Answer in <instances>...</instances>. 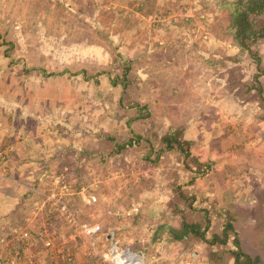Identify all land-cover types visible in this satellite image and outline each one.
Listing matches in <instances>:
<instances>
[{
    "label": "rangeland",
    "instance_id": "obj_1",
    "mask_svg": "<svg viewBox=\"0 0 264 264\" xmlns=\"http://www.w3.org/2000/svg\"><path fill=\"white\" fill-rule=\"evenodd\" d=\"M225 4L0 0V260L216 264L173 235L201 207L209 235L229 220L264 253V40L260 72ZM170 127L202 175L149 152Z\"/></svg>",
    "mask_w": 264,
    "mask_h": 264
},
{
    "label": "trees",
    "instance_id": "obj_2",
    "mask_svg": "<svg viewBox=\"0 0 264 264\" xmlns=\"http://www.w3.org/2000/svg\"><path fill=\"white\" fill-rule=\"evenodd\" d=\"M225 3L229 15L227 29L233 44L238 47L241 53L247 52L251 57H254L257 62V69L262 72L259 56L253 52V46L257 42L264 40V0H225ZM81 72L83 71H77L78 74ZM60 74V72L56 73V75ZM257 91L260 99L264 101L260 84L257 87ZM129 105H136L135 108H138L139 103L130 102ZM182 132L183 129L181 128L170 127L167 132L161 136L160 141L154 143L150 136H145L144 140H147L148 143L150 142L149 152L152 154L160 155L167 150H174L175 152L180 153L186 162L191 155L190 147L192 141L186 140L184 136H182ZM151 143L154 144L152 145ZM185 165L193 171V178L204 173L205 164L202 162L195 161L196 166L193 168L187 162ZM29 193H31V191H27L24 196H27ZM199 210L204 211L203 219L205 220V224L202 225L194 219H187L181 224L180 228L173 229V235L176 238L181 239L187 236L189 239H202V241L210 243L213 246L211 258L216 264L221 262L227 264L230 261L232 264H263V261L259 256H252L243 250L240 242V234L237 230L238 227H235L233 223L229 222V220L225 223L220 233L216 232L209 235L207 233L210 221V218L207 216L209 212L206 208L202 207L199 208ZM229 214L230 212L227 210V215L229 216ZM229 232L234 235L232 240L233 246L222 248V246L226 245L229 238ZM21 234H23V232H21ZM12 237L13 236L10 234V243L6 245V248L13 246L11 243ZM18 238L19 237L14 238L15 244L16 239L18 241ZM4 263L3 260H0V264Z\"/></svg>",
    "mask_w": 264,
    "mask_h": 264
},
{
    "label": "crops",
    "instance_id": "obj_3",
    "mask_svg": "<svg viewBox=\"0 0 264 264\" xmlns=\"http://www.w3.org/2000/svg\"><path fill=\"white\" fill-rule=\"evenodd\" d=\"M239 234H240V232H239ZM242 245V248H243V250L244 251H246V252H248L249 254H251L252 256H259L261 259H262V261H263V264H264V253H254V254H252V253H250L248 250H245L244 249V245L243 244H241Z\"/></svg>",
    "mask_w": 264,
    "mask_h": 264
},
{
    "label": "built area",
    "instance_id": "obj_4",
    "mask_svg": "<svg viewBox=\"0 0 264 264\" xmlns=\"http://www.w3.org/2000/svg\"><path fill=\"white\" fill-rule=\"evenodd\" d=\"M95 229H96V231H97V230L99 229V226H96V228H95Z\"/></svg>",
    "mask_w": 264,
    "mask_h": 264
},
{
    "label": "bare ground",
    "instance_id": "obj_5",
    "mask_svg": "<svg viewBox=\"0 0 264 264\" xmlns=\"http://www.w3.org/2000/svg\"><path fill=\"white\" fill-rule=\"evenodd\" d=\"M138 259V258H137Z\"/></svg>",
    "mask_w": 264,
    "mask_h": 264
}]
</instances>
